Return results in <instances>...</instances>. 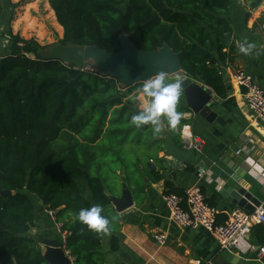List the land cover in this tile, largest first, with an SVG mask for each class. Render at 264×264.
Masks as SVG:
<instances>
[{
    "label": "trees",
    "instance_id": "obj_1",
    "mask_svg": "<svg viewBox=\"0 0 264 264\" xmlns=\"http://www.w3.org/2000/svg\"><path fill=\"white\" fill-rule=\"evenodd\" d=\"M48 2L63 28L61 44L97 45L114 53L122 48V32L142 50L167 44L180 54L182 74L204 83L222 99L230 92L225 63L235 74L241 71L229 20L230 0ZM261 2L251 0L250 6ZM3 10L0 2V25ZM8 43L9 52L0 56V264H50L30 234L36 197L62 223L75 264H104L102 233L80 223L78 212L100 204L104 216L108 210L116 215L110 195L116 194L119 171L137 202L145 194L139 165H145L153 181L162 179L149 161L164 130L179 148L186 146L181 131L190 123L184 114L191 110L185 95L181 91L177 111L183 116L175 128L166 120L159 133L150 124L137 128L131 117L141 111L137 97L144 83L125 88L87 64L79 68L43 59L42 51L52 44L35 38L12 33ZM179 78L167 76L169 82ZM165 188V193L184 192L171 180H166ZM5 190L12 194L2 195ZM118 242L115 235L114 249Z\"/></svg>",
    "mask_w": 264,
    "mask_h": 264
},
{
    "label": "crops",
    "instance_id": "obj_2",
    "mask_svg": "<svg viewBox=\"0 0 264 264\" xmlns=\"http://www.w3.org/2000/svg\"><path fill=\"white\" fill-rule=\"evenodd\" d=\"M263 2L251 7V0H230L229 20L236 39L238 69L252 74L264 86ZM245 39L257 45L251 55L239 51ZM8 52L9 44L0 48V56ZM223 74L224 79L227 76L225 81L230 92L227 98L222 99L214 91L213 96L219 99L215 100L213 109L225 120V124L210 122L191 109L184 114L190 120L186 125L203 141L201 151L187 146L179 148L168 132H163L161 145L156 152L153 150L154 159L149 161L161 172L162 179L153 181L143 169L145 165H139L145 190L143 198L137 202L133 196V205L121 212L112 203L116 215L111 210L107 211L111 226L107 234L102 233L104 264H218L217 260L225 249L208 230L181 227L170 220L164 201L166 180L173 181L176 187L184 190L199 185L208 201L221 211L219 217L226 220L227 212L238 206L223 196L219 188L226 182L235 183L232 179L236 174L233 167L238 166L250 171V177L246 179L252 183L251 191L264 201V121L253 116L244 98L245 88L234 81L235 71L226 63ZM176 75L181 81L186 76L182 72ZM140 93L142 108L139 101L138 106L142 110L150 101L143 92ZM252 138L255 149L249 154H238V149ZM199 173L205 176L201 177ZM118 174L120 182L116 194L110 197H121L124 183L129 188L123 172ZM34 200L36 220L30 234L36 238L41 250L45 238H60L64 244L63 233L57 228L55 217L37 198ZM157 232L168 234L167 242L162 246L154 238ZM115 235L119 238L117 249L112 245ZM248 239L255 249L246 254L239 253L244 259L243 264H264V255L260 257V248L264 246V223L255 224Z\"/></svg>",
    "mask_w": 264,
    "mask_h": 264
},
{
    "label": "water",
    "instance_id": "obj_3",
    "mask_svg": "<svg viewBox=\"0 0 264 264\" xmlns=\"http://www.w3.org/2000/svg\"><path fill=\"white\" fill-rule=\"evenodd\" d=\"M120 39L122 48L114 53H109L97 45L81 46L58 43L43 50L41 57L46 60L59 59L79 68L83 67L85 62L94 60L98 71L116 79L125 88L145 83L148 78H154L161 71L165 72L166 76L182 72L180 54L167 44L154 50H142L133 43L129 34L122 32ZM181 82L187 105L195 114L201 115L210 122L217 121L220 124H225V120L218 116L213 109L215 100L219 99L217 96H213V89L199 84L188 76H185ZM162 129L164 130V126ZM164 134H166L165 130ZM233 168L236 172L232 176L235 183H224L220 186L219 192L234 205L246 211H254L260 205L261 200L251 191L252 183L246 179V177H250V171L245 168L239 169L238 166ZM1 194L10 196L12 192L5 190ZM111 201L119 212L131 207L134 203L133 194L125 183L121 197L113 196ZM42 245V253L50 264H75L60 238H45ZM220 257L217 260L218 264H243L244 261L238 253L229 249H225Z\"/></svg>",
    "mask_w": 264,
    "mask_h": 264
},
{
    "label": "built area",
    "instance_id": "obj_4",
    "mask_svg": "<svg viewBox=\"0 0 264 264\" xmlns=\"http://www.w3.org/2000/svg\"><path fill=\"white\" fill-rule=\"evenodd\" d=\"M262 10L264 14V2ZM234 81L245 88L244 98L253 116L264 121V86L258 83L252 74L243 70L234 75ZM181 135L187 147L202 150V139L192 133L189 125L183 126ZM252 140L254 139H249L243 147L238 149L237 153L249 154L254 150ZM200 174L201 177L205 176L204 173L198 175ZM164 201L169 210L170 220L178 226L192 229L205 228L218 240L223 249H229L238 254H246L255 249L248 236L255 224L264 223V201H261L254 211H246L241 207L233 208L227 212L224 222L218 221L221 211L208 201L199 185L186 188L181 195L174 192L165 193ZM50 213L55 217L53 211ZM56 223L57 228L63 233L65 240L63 246L69 253L66 248V232L61 229L62 223L57 221ZM154 238L162 246L167 242L168 234L157 232ZM262 255H264V246L260 248V257Z\"/></svg>",
    "mask_w": 264,
    "mask_h": 264
},
{
    "label": "clouds",
    "instance_id": "obj_5",
    "mask_svg": "<svg viewBox=\"0 0 264 264\" xmlns=\"http://www.w3.org/2000/svg\"><path fill=\"white\" fill-rule=\"evenodd\" d=\"M256 48L255 43L245 39L244 43L239 46V51L245 55H251ZM142 91L150 98V103L137 114L132 115V124L137 128L150 124L154 131L159 133L166 120L170 127L175 128L183 116L181 112L177 111V104L182 91L181 80L169 82L165 72L161 71L154 78L146 80L142 86ZM102 212V205L95 204L89 208H81L76 219L91 230L107 234L110 220L102 215Z\"/></svg>",
    "mask_w": 264,
    "mask_h": 264
},
{
    "label": "rangeland",
    "instance_id": "obj_6",
    "mask_svg": "<svg viewBox=\"0 0 264 264\" xmlns=\"http://www.w3.org/2000/svg\"><path fill=\"white\" fill-rule=\"evenodd\" d=\"M3 5V18L0 25V48L6 47L10 35L35 38L43 45L58 44L63 38V28L59 25L48 0H0ZM87 68L98 71L94 60L85 62ZM141 93L138 94L142 108ZM37 198V197H36Z\"/></svg>",
    "mask_w": 264,
    "mask_h": 264
}]
</instances>
